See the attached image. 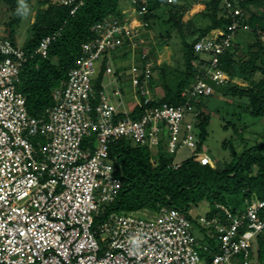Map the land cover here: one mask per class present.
Masks as SVG:
<instances>
[{
    "label": "built area",
    "instance_id": "2783aa9c",
    "mask_svg": "<svg viewBox=\"0 0 264 264\" xmlns=\"http://www.w3.org/2000/svg\"><path fill=\"white\" fill-rule=\"evenodd\" d=\"M63 1L71 13L83 3ZM225 3L234 16L231 31L213 29L196 41L200 71L182 91L186 100L146 106L138 118L130 113L142 106L140 74L147 84L154 62L149 24L142 18L145 6L93 25L94 38L82 44L67 79L52 91L53 104L40 116L27 109L20 74L29 57L48 56L60 31L43 37L29 53L9 38L0 39V264H264L258 254L264 198L236 211L217 204L222 215L161 206L147 210L149 215L113 211L101 218L123 184L109 152L116 139L131 138L157 151L165 134L168 153L188 148V156L214 166L209 153L196 150L199 111L191 100L230 80L220 55L245 14L230 0ZM118 50L132 55L136 102L131 108L115 71ZM146 84L140 93L147 105L152 92ZM189 215L206 230L201 237Z\"/></svg>",
    "mask_w": 264,
    "mask_h": 264
},
{
    "label": "trees",
    "instance_id": "16d2710c",
    "mask_svg": "<svg viewBox=\"0 0 264 264\" xmlns=\"http://www.w3.org/2000/svg\"><path fill=\"white\" fill-rule=\"evenodd\" d=\"M3 1L10 12L6 29L9 39L15 43L14 36L25 13V2L30 0H23L21 15L17 14L21 0ZM189 1L183 0V3L179 4L177 0H83L75 13H71V6L63 0H37L38 6L31 23L30 36L22 45L23 48L28 53L32 52L43 37L58 31L60 34L52 41L47 57L35 54L23 63L19 89L26 96L29 113L43 115L46 108L53 104V89L67 79L70 69L82 53V44L94 38L93 25L109 16L123 18L128 10L126 7L129 6L147 8L142 18L148 22L151 29L152 24L155 25V21L160 19L157 11L162 6L169 5L171 8L166 19L170 26L168 36L171 35L170 30L176 29L180 34L182 50V62H178L176 66L167 62H153L147 84L144 73L140 74L138 93L142 106L136 104L130 115L138 118L146 106L162 102H184L186 98L182 96V91L196 82L200 71L202 54L195 50L196 41L213 29L231 31L229 25L234 18L225 0H206L205 8L200 12L205 23L192 30L198 31V34L189 40L191 22L183 21ZM230 1L233 6L242 9L245 16L243 26L234 31L231 46L220 55L221 67L230 77L229 82L222 87L231 88L234 95L247 97L246 109L249 113L254 117L264 118V42L261 39L264 34V0ZM239 31H245L247 34L243 36ZM120 51L115 54V71L118 79L122 76L121 80L126 81L124 74L131 78V67L128 64L123 65L121 61L124 58H132V55L130 52ZM153 53L155 51L152 47L151 54ZM146 60H141V63L144 65ZM103 71L102 66L97 86ZM155 71L158 72V77L152 76ZM243 77H247L246 84L237 81ZM120 84L122 86L126 83ZM145 84L152 92V98L147 105L144 104L145 97L140 93ZM157 84L163 88L162 94H156L154 89ZM128 86L132 89L131 79ZM215 87L217 86L214 85V91ZM206 95L213 94L197 96L191 101L200 111L196 150L209 153L205 142L209 136L207 126L210 116L203 110L201 102V97ZM135 102L136 100L134 104ZM232 125L236 129V123L232 122ZM236 131L242 138L241 130ZM242 139L245 144L241 150L229 140L231 158L220 160L212 157L214 166L202 164L194 156L176 161L174 154L166 151L165 134L161 137L156 152H153L149 145L135 142L131 138L122 137L112 141L110 156L114 161L115 174L122 179L123 184L101 218L113 211H153L161 206L188 213L193 206L204 200L209 203V216L216 213L222 215L223 211L217 204L236 211L256 197L264 198V140L251 144ZM193 221L197 223L196 219ZM209 241L214 242L211 238ZM258 245L259 259L264 260V238H258Z\"/></svg>",
    "mask_w": 264,
    "mask_h": 264
},
{
    "label": "rangeland",
    "instance_id": "374dc122",
    "mask_svg": "<svg viewBox=\"0 0 264 264\" xmlns=\"http://www.w3.org/2000/svg\"><path fill=\"white\" fill-rule=\"evenodd\" d=\"M205 1L206 0H190L186 7L187 10L184 13L183 21L185 23L188 21L191 22V30L188 31V33H190L188 36L189 40H192V38L198 34V31L194 32L192 30H196L205 23V20L200 14L205 8ZM177 2L182 4L183 0H177ZM37 6V0L25 2L26 9L14 36L15 43L23 45L29 38L31 23L34 20ZM126 8L129 11L131 6ZM170 8L169 5H164L157 11L160 19L155 21V25L152 24L151 29L149 28L148 37L152 39L151 48L153 47L155 51V53L151 54V59L158 64L167 62L172 66H176L178 62H182L181 38L176 29L170 30L171 35L168 36L167 31L170 29V26L166 23V19L169 16ZM174 8L177 9L176 7ZM9 15L10 12L7 10L5 2L0 0V39L9 38L6 29V22L9 19ZM239 34H243L244 36L247 32L239 31ZM261 39L264 42V34H262ZM124 59H122V61L120 60L123 65L131 64V57L127 58V60ZM124 75V77H127L126 81L121 80L122 76H119V82L126 83L122 85V89L126 102L131 108L134 105V93L133 89L128 86V84H130V77L126 74ZM152 76L158 77V72L155 71ZM237 81L241 84H246L248 82L247 77L239 78ZM154 90L156 94H162L164 92L160 84H157ZM201 102L203 110L210 116V122L207 126L209 136L205 142V147L212 157H216L220 160L230 159L229 140L234 143L238 150H241L245 144L242 138L248 140L251 144L264 140V118L254 117L249 113L246 109V103H248L247 97L232 94V90L229 87L217 86L215 87L213 95L201 97ZM194 110L197 112L198 108L195 106ZM232 122L236 123L237 130H241L242 138L237 133ZM83 146H85V141L83 142ZM153 152H156V150L154 149ZM189 154L190 150L188 148H183L178 153L174 154V158L176 161L180 162ZM191 209L194 215L204 214L209 209V203L204 200ZM150 213L151 212L147 210H142L140 212L142 215H149ZM200 228L202 227L198 223H195L193 230L201 237V231L205 233L206 230ZM200 253L204 255L203 250H200Z\"/></svg>",
    "mask_w": 264,
    "mask_h": 264
},
{
    "label": "clouds",
    "instance_id": "9594fccd",
    "mask_svg": "<svg viewBox=\"0 0 264 264\" xmlns=\"http://www.w3.org/2000/svg\"><path fill=\"white\" fill-rule=\"evenodd\" d=\"M23 6V0H21V5H20V7L17 9V14H19V15H21V13H20V8Z\"/></svg>",
    "mask_w": 264,
    "mask_h": 264
}]
</instances>
